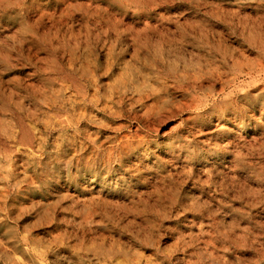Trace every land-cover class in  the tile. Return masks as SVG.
Returning <instances> with one entry per match:
<instances>
[{"label": "clouds", "instance_id": "1", "mask_svg": "<svg viewBox=\"0 0 264 264\" xmlns=\"http://www.w3.org/2000/svg\"><path fill=\"white\" fill-rule=\"evenodd\" d=\"M0 264H264V0H0Z\"/></svg>", "mask_w": 264, "mask_h": 264}]
</instances>
